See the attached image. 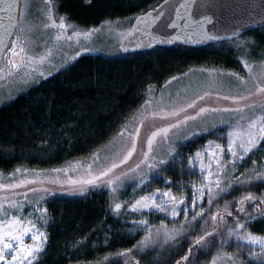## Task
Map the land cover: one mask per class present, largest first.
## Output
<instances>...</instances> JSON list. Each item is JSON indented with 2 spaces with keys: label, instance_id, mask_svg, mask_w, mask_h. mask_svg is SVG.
<instances>
[{
  "label": "trees",
  "instance_id": "1",
  "mask_svg": "<svg viewBox=\"0 0 264 264\" xmlns=\"http://www.w3.org/2000/svg\"><path fill=\"white\" fill-rule=\"evenodd\" d=\"M160 1L91 0L88 3L87 0H55V3L59 15L67 16V20L76 26L89 28L118 19L133 20ZM256 57H264V26L251 28L233 39L199 47L174 44L113 56L83 54L65 70L44 78L0 106V170L7 171L21 164L30 168H50L78 158L87 159L94 149L111 140L123 125L136 119L146 99L153 97L157 89L162 90L173 77L177 79L188 72L200 71L196 70L200 68L237 69L242 65L241 59L250 61ZM138 148L139 145L136 150ZM186 148L193 149L191 146ZM168 165L171 166L162 174L177 179L179 175L173 161ZM229 173L226 171L225 176ZM252 174L249 169L236 170V178L240 180ZM263 187L264 183L258 180L235 185L216 199L218 202L231 200L228 209L233 215L227 217L229 224L238 214L236 201L248 193L259 195ZM65 191H54L42 202L48 210L50 227L46 226L49 240L46 252L40 258L41 264H104L105 261L151 264L154 259L160 260L158 264H177L178 261L198 264L210 259L214 253L212 248L207 254H197L188 262L182 261L191 241L204 231H212L210 218L217 210L212 215L206 213L175 240L165 245L157 242L146 249L151 251V256L143 251L134 252L130 257H114V252L129 248L140 238L121 233V227L113 218L115 213L105 205L108 196L104 192L89 191L78 196ZM246 207L248 212L252 211L251 207ZM240 218L243 220L242 214ZM259 224L264 226V219L258 218L254 225ZM102 257L107 259L100 261Z\"/></svg>",
  "mask_w": 264,
  "mask_h": 264
},
{
  "label": "snow or ice",
  "instance_id": "2",
  "mask_svg": "<svg viewBox=\"0 0 264 264\" xmlns=\"http://www.w3.org/2000/svg\"><path fill=\"white\" fill-rule=\"evenodd\" d=\"M88 3L91 0H87ZM195 0H183V2L170 3L169 0H165V3L159 6L158 10L152 11L137 17V25H157L158 22L163 32H166L168 28H174L177 25V19L172 18L173 14L176 18H181L183 12V19L185 20V27L189 26V23L195 25L200 33L203 34L206 40L220 39V37L209 35L204 30L206 23H211V18L207 15L200 14L194 11ZM198 7H202L198 5ZM9 11L13 10V5H7ZM30 12V4L28 0H25L23 10L18 11V17H10L13 23L9 24L3 34H0V61H7L8 75L11 76L14 73L19 72L22 69H27L24 73L22 82L28 83L32 74L37 71V67L42 65L51 55V50L40 56L29 55L33 47H36L34 41L30 39V36L35 33L38 28H42L43 31L57 30V34L54 39L56 42H60L62 39L71 40V36H67L66 32L73 29L74 25L66 23L67 16H59L58 5L55 0H45V9L42 13V25L28 20V13ZM199 15V19H193L194 16ZM22 25L19 27V32L16 34L15 39H10V36L14 32L13 25ZM134 25V27H137ZM137 30H139L137 28ZM89 32H73V36L90 35ZM238 31V30H237ZM27 33V34H26ZM131 35V33H128ZM237 33L233 32L235 36ZM7 38V39H6ZM172 39H180L179 36H174ZM172 39L161 40V42L171 43ZM231 39V37H228ZM241 44L244 42L241 41ZM9 44L11 45L9 47ZM140 45H137L139 47ZM92 49L83 48L82 51H90ZM10 53V55H9ZM76 55H80L79 52ZM75 59V57H72ZM243 68L247 70V78L240 76L237 73H218V76L223 77L227 75L229 78H234L235 85L231 82L227 84L229 88V95L222 97L225 100L233 101L235 107H223V108H207L201 107L195 115H185L183 119H177L175 123H169L166 126L157 128L151 133L147 139V151L143 153V160L136 164L134 168L128 170V172H122L119 175L114 174V170L119 165L125 164L137 147L136 137L139 134V128L135 129V135L129 133L131 136L132 147L126 148V144L120 149L116 150L111 157H105V161H110L106 166L101 167L97 172L93 171L92 164L88 165L86 170L87 178L79 180L67 181L71 185H80L78 192L80 194L88 191V187H107L112 193H117L126 189L127 185L125 180L129 179L130 172H136L140 169L141 164L147 163L154 157L150 156V153L155 151L157 147V137H161L163 143L172 144V137L177 139L187 140L189 137L195 135L193 132H189L187 136L181 135V131L187 127L189 121H195L201 117L204 113H223L228 114V119L221 118L210 126H204L199 129L201 132L211 133L212 129H215L217 125L225 126L228 131L226 133V146L215 141H209L205 148L200 151H196L193 155L189 156L188 169L190 174H197L202 183L197 186L192 183V205L195 208L197 201H202L207 195L208 203L212 204L216 199L220 197L222 193H227L229 189H232L235 185L251 184L253 181H260L264 183V170H257L254 167L252 175H249L247 179L240 180L239 178L232 177L231 173L228 177H225L224 173L227 171L229 165L231 171L234 173L237 170L238 164L243 162L246 157L253 153L258 147L264 145V62L258 66L249 64L247 61H240ZM258 67V70L256 68ZM3 68H0V72ZM40 76H43V72H39ZM51 75V72L48 73ZM175 79V77H173ZM224 81L222 79H211L207 82V87H224ZM243 88L246 94H241L240 89ZM254 89V91L252 90ZM234 93V94H232ZM210 93H205L208 95ZM254 96L261 97V100L257 102L255 99H251ZM11 98V97H9ZM198 100L204 99L203 96H197ZM147 104H152V101H146ZM196 103L193 100L191 103L185 105L186 108H192ZM184 111V108L173 107L171 110H167L165 107L157 105V110L152 112V115L162 114L165 117H176L180 112ZM259 113V114H257ZM173 130H176L175 132ZM178 154L174 146L168 149V160H158L154 163L148 164V171L142 172L138 177H131V179L137 180L135 188L143 191L141 186H145L150 183L151 180L159 179L161 171L166 170L164 165L168 164L171 160L175 159L173 154ZM205 153H207V163H205ZM228 157L225 159V157ZM95 159H98L96 157ZM119 161L117 163L116 161ZM95 162V160H94ZM253 165H256V161L253 160ZM260 169H264V164L259 166ZM69 168L53 169V172L59 173L61 171L68 172ZM24 173H28V169L23 170ZM21 169L17 168L12 174V183H0V189L14 190L21 188L25 185L35 183V181L28 180L25 176L24 179L16 180V173H20ZM39 175V173H34ZM241 175H244L243 173ZM215 177V179H213ZM230 177V178H229ZM49 183H60L59 180L53 179ZM171 181H165V184H170ZM55 190H50L44 187L29 188L22 193H13L16 196H22L23 199H11L10 197L0 198V264H41L40 258L46 252V245L49 240V233L43 225L50 227L49 219H44V216L48 214V210L40 209L39 205L45 201V196H51ZM69 194L76 192V189L68 190ZM29 192L31 193H43L38 200L33 202L28 198ZM198 193V195H197ZM122 194V193H121ZM35 203V211L41 213L36 219H32V213L29 212L28 216H24L22 213L25 209V205L31 207ZM187 201L185 197H177L173 194L172 188L169 187L166 191H162L160 188L155 189L152 192H148L145 195L140 196L134 200V203L130 205L132 212H140L143 209L154 210L160 213H167L172 218H176L182 211L184 216L189 215V210L186 206ZM228 203L226 202L222 212H217L211 216L213 222L212 231H204L203 235H199L191 241L188 253L182 257V261L188 262L193 256L197 254H207L211 251L214 245L218 244L215 255L212 256L210 264H237L239 253H228L225 251L226 247H230L233 242H236L237 248L244 246L250 248L259 247V251H249V260L240 261V264H264V235H256L251 231V224L257 222L258 218L264 219V194L256 196L252 193L242 196L237 204V217L232 224H229L227 217H232L233 213L228 209ZM251 207L252 211L248 212L247 207ZM183 206V207H182ZM123 205L122 203H115L112 211L116 214L121 213ZM242 214L243 220L240 215ZM204 209L201 206V211L196 212L192 216V222H196L198 219H203ZM38 221H42V225L38 224ZM192 222L189 223V227H192ZM140 227L148 228V232L145 237L139 241L140 250L143 251L150 243H155L159 239L161 233L164 236L165 243L169 240H175L178 236H181L186 229L183 225L179 229H168L167 225L161 222V225L156 228L153 233L148 220H141L139 222H133ZM234 238V240H233ZM30 241V242H28ZM131 253V249H126L124 252L117 255H128ZM139 264V262H137ZM177 264H181L180 261Z\"/></svg>",
  "mask_w": 264,
  "mask_h": 264
},
{
  "label": "rangeland",
  "instance_id": "3",
  "mask_svg": "<svg viewBox=\"0 0 264 264\" xmlns=\"http://www.w3.org/2000/svg\"><path fill=\"white\" fill-rule=\"evenodd\" d=\"M25 0H20V10L24 8ZM30 4V12L28 13V20L36 23L37 25H42V13L45 9V0H28ZM57 15H59L57 13ZM63 16V15H59ZM134 19V18H133ZM129 20V21H128ZM69 25H74L75 27L71 30L66 32L67 36H71L72 39L66 40L62 39L60 42H56L54 37L57 34V30L51 31H43L42 28H38L33 35L30 36V39L34 41V43L38 46L33 47L32 51H30L29 55H45L49 49L51 50L50 57L42 64L37 67V71L32 74L28 83L22 82L24 77L25 71L27 69H22L13 75H8V66L7 61H0V68H3V71L0 72V106L6 103L11 102L14 100L19 94L25 93L38 83H40L44 78H47L48 73L51 72L55 74L59 71H63L67 68V66L72 63L75 59L79 58L83 54H95L99 53L105 56H113L116 54H120L119 44L121 39L129 32L132 19L127 18L126 20H114L110 22H104L103 24L99 25L98 27H89L83 28L76 26L75 24L71 23L70 21H66ZM22 25H17L15 34L12 39H15L16 34L19 32V27ZM91 31L90 35H78L73 36V32H89ZM27 34V33H26ZM241 45V44H240ZM11 45L9 44V47ZM83 48L92 49L90 51H82ZM79 52L80 55H76ZM10 55V53H9ZM72 57H75L73 59ZM241 61H247L249 64L254 66H258L260 63L264 62V57H256L255 60H245V58L241 59ZM242 64V63H241ZM200 71L195 72H188L187 74L175 79H171L169 83L158 91L156 90V94L152 97L149 96L146 101H152V104H147L146 101L143 104L142 112L137 113L136 119H134L130 124H125L120 130L109 140L107 143L102 145L99 148L94 149L87 157V159L78 158L73 162L62 164L55 167L50 168H30L27 167L26 164L16 165L7 171L0 170V183H12V174L15 172L17 168L21 169L20 173H16V180L24 179L25 176L28 180L35 181V183L25 185L21 188H17L14 190L9 189H0V198L3 197H10L11 199H23L22 196H16L13 193H22L27 191L29 188H37V187H44L50 190H66L65 192L69 194L68 190L76 189L77 191L71 195H83L90 191H102L108 196L107 202L105 205L108 207L109 210H112L115 203H122L123 207L121 209L120 214H116L113 216L114 220L117 221L119 224V230L123 234H129L130 236L139 237L138 241L135 242L132 246L127 249H131V253L128 255H124L125 257H130L134 252H147L150 256L152 255L151 251L146 250L151 248L152 245L156 244L157 242L161 245H165L164 236L161 233L159 239L155 241V243H150L143 251L140 250L139 241H141L148 232V228L140 227L138 224H134L133 222H139L141 220H148L149 225L155 233L157 227L161 225L163 222L167 225L168 229H179L181 225L184 226L186 229L189 226V223L192 222V216L195 215L196 212L201 211V206L204 209V216L206 213L210 215L213 212L216 213L224 209L226 202L229 204L231 200H225L222 202L214 201L212 204L208 203L207 195L205 198L200 201H197L195 208L192 205V183H195L199 186L202 183V179L197 174H190L188 169V157L193 155L196 151L203 150L205 145L208 144L209 141H215L216 143H221L226 146V133L228 129L223 125H217L215 129L209 132H201L199 131L200 128L204 126H210L211 124L215 123L221 118L228 119V114L223 113H204L201 117L197 118L195 121H189L187 127H185L181 131V135L187 136L189 132L195 133L192 137H189L187 140L177 139L175 136L172 137V144H165L162 141L161 137H157V147L153 153H150V156L154 157V159H150L147 163L141 164V167L136 172L129 173V179L125 180V184L127 185L126 189L121 190L117 193H112L107 187H88V191L80 194L78 189L80 185H71L68 184L67 181L71 180H79L82 178H87L86 170L89 164H92V168L94 172H97L101 169V167L106 166L107 163L110 161H105V157H111L112 154L120 149L122 146L126 144V148L130 149L132 147L131 143V136L129 133L135 135V129L139 128V134L136 137L137 145L139 148L133 152L130 159L122 165H119L117 169L114 170L115 175H119L122 172H128L129 169L134 168L136 164L140 163L143 160V153L147 151V139L151 135L153 131L157 128L166 126L169 123H175L177 119H183L185 115H195V113L201 107L207 108H223V107H235L236 104L231 100L222 99V97L229 95V88L227 84L231 82L233 86L235 85L236 81L234 78H229L227 75L220 77L218 73H237L240 76L247 78V70L243 68V65L237 67V69H223V68H203L196 69ZM258 70V67L256 68ZM39 72H43L44 75L40 76ZM211 79H222L224 81V87H207V82ZM254 91V89H252ZM161 91V92H160ZM210 93L205 95V93ZM241 94H246L244 89H240ZM155 93V92H154ZM152 93V94H154ZM234 94V93H232ZM197 96H203L204 99L198 100ZM11 97V98H9ZM251 99H255L257 102L261 100V97L254 96ZM193 100H196L195 105L192 108H186L185 105L187 103H191ZM157 105L160 107H165L167 110H171L173 107L184 108V111L180 112L176 117H165L162 114L152 115L154 110H157ZM146 113V115L140 119V117ZM259 114V113H257ZM174 132L176 130H173ZM144 143V146H143ZM174 146L176 148V152L178 154H173L175 156L173 161V165L176 167V173L179 175L177 179H173L172 177L166 176L162 174L163 171L159 174V179L151 180L150 183H147L145 186H141L143 191L135 188V184L138 182L137 180L131 179V177H138L142 172L148 171V164L154 163L158 160H168L169 154L168 149ZM186 146H191L193 149L187 150ZM145 147V148H144ZM98 157V159H95ZM228 157L226 156L225 159ZM95 160V162H94ZM253 160L256 161V165H253ZM170 161V162H171ZM119 163V161H116ZM169 162V163H170ZM205 163H207V153H205ZM264 164V145L258 147L253 153H251L246 159L238 164V169H249L252 170L254 167L257 170H264L260 169L259 166ZM171 165H164V168L167 169ZM69 168L68 172H53V169H64ZM24 169H28V173H24ZM231 171V166L229 165L227 171ZM34 173H39V175H35ZM226 173V172H225ZM224 173V175H225ZM231 176L236 177V171L231 174ZM226 177V176H225ZM59 180L60 183H49L50 180ZM215 179V177H213ZM165 181H171L170 184H165ZM169 187L172 188L173 194L177 197H185L186 198V206L189 210V215L187 217L184 216L183 212L181 211L180 214L176 218H172L167 213H160L154 210L143 209L140 212H132L130 205L134 203L136 198H139L142 195L147 194L148 192H152L157 188H160L162 191H166ZM261 194H264V187L261 189ZM122 193V194H121ZM43 193H31L29 192L28 198L35 202L39 199ZM198 195V193H197ZM46 197V196H45ZM183 207V206H182ZM36 205L33 203L31 207L25 205V209L23 211L24 216H28V213L31 212L32 219H36L41 213L35 211ZM40 209H45V205L41 202L39 205ZM223 209L219 212H222ZM108 211V210H107ZM109 212V211H108ZM203 216V217H204ZM44 219H48L47 215L44 216ZM200 220V219H198ZM197 220V221H198ZM196 221V222H197ZM210 222L212 223L211 219ZM195 222H192V224ZM210 223V230L212 229V225ZM256 222L251 224V231L253 234L256 235H264V226L263 225H254ZM38 224L42 225V221H38ZM173 224V225H171ZM232 224V223H231ZM47 225H43V228H46ZM47 229V228H46ZM188 229V228H187ZM118 230V229H117ZM234 240V238H233ZM30 242V241H28ZM170 242V240L168 241ZM157 243V244H158ZM218 244L214 245L212 250L215 255L217 250ZM126 248H121L118 251L114 252V257H121V255H117L118 253L124 252ZM228 253H239V258L237 259V264H240V261H247L249 260L248 253L249 251H259V247L250 248L247 246L237 248L236 242H233L230 247H226L225 249ZM205 262L201 261L198 264H210L211 258ZM107 257H102L100 261L106 260ZM160 260H152L151 264H158ZM83 263V262H82ZM113 262L105 261L104 264H111ZM78 264V263H76ZM90 264H99V262H90ZM218 264H223V262H218ZM253 264L255 261L253 260Z\"/></svg>",
  "mask_w": 264,
  "mask_h": 264
},
{
  "label": "water",
  "instance_id": "4",
  "mask_svg": "<svg viewBox=\"0 0 264 264\" xmlns=\"http://www.w3.org/2000/svg\"><path fill=\"white\" fill-rule=\"evenodd\" d=\"M169 2H183V0H169ZM164 3L165 0H161L154 8L135 16L128 32L131 35L127 33L120 41L119 50L121 54L147 51L156 46L168 47L174 44L199 47L209 43L229 40L228 37L233 39L251 28L264 26V0H195L194 11L211 18V23H206L204 30L209 35L220 37V39L215 40L204 39L203 34L191 23L188 27H185L183 12L181 18H176L173 14L172 18L177 19V25L174 28H168L166 32H163L159 22L157 25L152 26L137 25V17L153 9L158 10L159 6ZM9 4L13 5L11 11L7 8ZM198 5L202 7L197 8ZM19 9L20 0H0V34H3L7 26L13 23L10 17H18ZM193 19L198 20L199 15L194 16ZM134 25H137V27H134ZM16 26V24L13 25L14 32ZM233 32L237 34L233 36ZM13 34L10 39H12ZM174 36H179L180 39H172ZM166 39H172V42H161V40ZM137 45L140 46L137 47Z\"/></svg>",
  "mask_w": 264,
  "mask_h": 264
}]
</instances>
